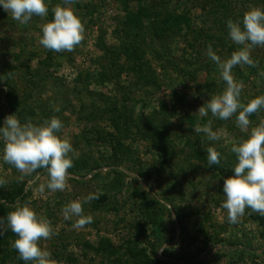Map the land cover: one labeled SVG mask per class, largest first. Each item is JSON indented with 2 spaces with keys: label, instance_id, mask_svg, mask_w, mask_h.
Listing matches in <instances>:
<instances>
[{
  "label": "rangeland",
  "instance_id": "1",
  "mask_svg": "<svg viewBox=\"0 0 264 264\" xmlns=\"http://www.w3.org/2000/svg\"><path fill=\"white\" fill-rule=\"evenodd\" d=\"M45 3L47 17L33 16L26 24L0 6V127L8 115L36 124L57 117L63 124L57 135L72 144L73 165L81 159L88 166L69 173L64 191L41 193L46 170L20 180L22 174L3 161L0 142V179L6 181L0 190L24 186L16 202L28 203L56 233L39 246L57 264H148L150 257L165 264H264V216L246 208L239 223L230 224L221 207L224 180L234 176L237 163L231 147L247 134L235 116L198 114L226 86L206 54L208 45L222 59L230 57L238 46L228 37L227 21L241 22L252 6L264 9V0H76L71 7L85 38L74 51L61 53L39 40L42 24L53 19L52 7L63 0ZM135 23L143 34L128 38V25ZM130 43L148 81H138ZM251 55L257 67L232 70L244 84V103L264 95V47ZM126 114L124 135L123 124L117 130L114 122ZM249 119L256 126L264 109ZM209 120L220 133L217 141L194 130ZM209 146L220 153V164H208ZM89 195L98 199L83 203ZM77 199L93 218L83 228H74L76 218L65 220L62 213ZM0 219L6 228V216Z\"/></svg>",
  "mask_w": 264,
  "mask_h": 264
},
{
  "label": "clouds",
  "instance_id": "2",
  "mask_svg": "<svg viewBox=\"0 0 264 264\" xmlns=\"http://www.w3.org/2000/svg\"><path fill=\"white\" fill-rule=\"evenodd\" d=\"M76 0H63V5L52 7L53 19L42 24V37L39 43L48 50L56 53L72 52L84 40L85 26L76 15L71 5ZM4 11L11 13L14 20L23 24L28 23L33 16L42 20L48 15L45 0H0ZM228 37L237 45V50L231 56L222 59L213 51L211 44L207 47V56L219 68L221 79L225 82L222 93L211 95L210 99L198 109L203 117L210 112L213 117L228 120L235 116L236 126L247 134L246 139L234 143L231 151L236 155L234 176L226 178L223 183L224 201L221 207L227 211L230 224H237L244 216L245 209L264 216V119L256 126H251L249 117L264 109V95L256 96L242 102L241 93L244 88L242 81H236L232 70L238 65L257 67L258 61L252 58V50L264 47V9L252 6L243 13L241 22L227 21ZM264 76V72L260 73ZM58 110V109H57ZM212 121L194 128L196 133H204L210 141L220 139V133L213 131ZM63 124L57 117L36 124L31 120L24 123L16 115L4 118L0 127V142L3 143L2 159L14 166L24 176L45 169L48 175L47 184H40L38 191L43 193L45 188L55 191L66 189L69 177L68 170L73 167L72 144L68 139H62L57 133ZM208 164H220V153L215 147L206 149ZM6 183L0 179V186ZM96 196L89 195L83 201L88 203ZM5 220L0 219V234L10 229L16 239L12 248L18 252V258L31 264H57L50 251L40 247L41 240H50L56 234L50 221L38 214L28 203L19 201ZM65 220L76 218L73 227L83 228L91 224L93 218L84 215L82 202L77 199L62 208Z\"/></svg>",
  "mask_w": 264,
  "mask_h": 264
},
{
  "label": "trees",
  "instance_id": "3",
  "mask_svg": "<svg viewBox=\"0 0 264 264\" xmlns=\"http://www.w3.org/2000/svg\"><path fill=\"white\" fill-rule=\"evenodd\" d=\"M136 1L141 2L143 0H136ZM144 12H145L144 9H142V14H144ZM160 16H162V15H160ZM167 21H168L167 18H165V25L166 26L168 24ZM156 27H157V24H156ZM169 28H170V30H168V31H170L169 33L174 31V29L172 30L173 27L171 25H169ZM159 30H160L159 34L162 36V28L159 27ZM141 31H142V29L139 26H137L135 23V24H133V27H130L128 25V32L126 31L125 35H127L128 38L133 37V36L138 37V36H140V34L141 35L143 34V33H141ZM168 31H166V32H168ZM127 41H128V39H127ZM133 45L134 44L130 43L129 48H130V50L135 51L134 52V53H136L135 57L138 60V63L134 68V72H135V74L138 78V81L140 83L142 81H148L149 77L144 73V71L140 65L142 63L141 57L137 55V50L133 49ZM133 51H131V52H133ZM144 85H146V84H144ZM144 85H140V86H144ZM9 102H10L9 103L10 106H14V102L12 100H10ZM118 120L120 122H118V121L114 122V128H116L117 130H120L122 127V124H123L122 133L125 135L126 132H128V130H129L128 129V123H129L128 115L126 114L124 121H121L120 117H118ZM155 128H157V127H155ZM156 131H157V133L159 132L157 129H156ZM154 134H156V132L153 133V135ZM116 139H114V141L116 142V144H118V146H120V144H121L120 141H118ZM121 147L122 146H120V148ZM85 163H86L85 160L79 159L75 163V165H73V167L68 170V172L74 173V172H77L79 170H87L88 165ZM88 163H90V162H88ZM23 192H24V186H21L18 183H12V185H10L7 189L2 190V191L0 190V202L5 201L6 204L14 205L16 203V200L22 196ZM12 210H13V207L7 206L4 203H2L0 205V214H3L6 217H7V214ZM7 238L15 240L17 237L11 230L9 232V236H7V237L6 236H0V264H6L8 261H12L15 264H31V262H25V261L18 258V252L12 248V243L6 242ZM8 244H9V246H8ZM100 248L105 249L107 247H105L104 245H102V246L100 245ZM131 250L135 251L136 246L134 248H132ZM142 252H145V251L143 250ZM132 254H133V258H134L136 256V253H132ZM141 256L145 257L146 254L141 253ZM148 264H165V263H161L158 259H151V257H150V258H148Z\"/></svg>",
  "mask_w": 264,
  "mask_h": 264
}]
</instances>
